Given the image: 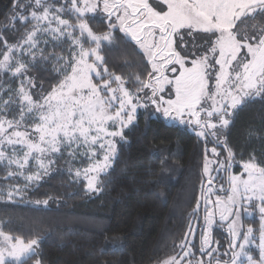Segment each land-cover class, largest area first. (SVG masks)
<instances>
[{"label": "snow or ice", "instance_id": "1", "mask_svg": "<svg viewBox=\"0 0 264 264\" xmlns=\"http://www.w3.org/2000/svg\"><path fill=\"white\" fill-rule=\"evenodd\" d=\"M6 24L20 35L9 43L0 28V169L4 181L23 184L0 189V199L23 198L65 171L69 184L102 193L143 110L191 129L204 145L206 181L189 213L197 218L203 203L198 245L190 223L176 245L182 255L157 264H264V163L250 155L234 174L236 155L224 135L243 107L264 102V0H12ZM118 41L138 50L141 71L110 70L104 53ZM78 158L87 166L74 167ZM62 159L66 169L57 167ZM160 165L156 183H165L167 160ZM49 199L33 203L47 207ZM254 212L258 243L243 224ZM225 225L221 251L213 229ZM105 243L102 251L123 248L120 237ZM39 249V238L0 229V264H44Z\"/></svg>", "mask_w": 264, "mask_h": 264}, {"label": "trees", "instance_id": "2", "mask_svg": "<svg viewBox=\"0 0 264 264\" xmlns=\"http://www.w3.org/2000/svg\"><path fill=\"white\" fill-rule=\"evenodd\" d=\"M11 4L12 0H0V28L9 43L20 35L7 30L6 16ZM102 27V23L94 25L97 30ZM104 54L110 70L117 74L129 76L143 68L138 50L122 41L117 42L115 50L106 49ZM2 82L8 86L6 78ZM44 86H49L46 79ZM11 87L15 88L16 83L12 82ZM224 135L236 155L231 170L234 174L242 171L240 162L250 155L264 163V102L257 100L243 107ZM127 136L130 143L120 149L102 193L86 194L82 183H68L66 171L63 175L55 174L26 193L29 200L51 197L47 207L0 199V229L25 239L39 238L44 264H157L170 255L182 254L176 245L184 238L190 223L197 228L193 242L198 245L203 203L197 218L189 213L200 196L202 181H206L202 175L203 142L191 129L178 124L169 126L162 118L148 119L144 111L138 116V126L128 131ZM218 150L221 158L226 156L223 145ZM164 159L167 160L164 174L170 180L156 183ZM83 164L86 162L77 160L74 167ZM57 165L63 169L68 166L64 159ZM3 175L0 169V186L4 188L21 183L6 182ZM221 182L217 179L216 186ZM243 224L245 229L253 227L258 243L259 214L254 212L243 218ZM114 237L122 238V250L102 251L106 240ZM213 237L220 241L221 251L227 248L226 228L214 226ZM252 247L258 254V249Z\"/></svg>", "mask_w": 264, "mask_h": 264}, {"label": "rangeland", "instance_id": "3", "mask_svg": "<svg viewBox=\"0 0 264 264\" xmlns=\"http://www.w3.org/2000/svg\"><path fill=\"white\" fill-rule=\"evenodd\" d=\"M141 111H143V110H141ZM77 160H80V161L82 160V161H85V162H86V164H83L82 167L87 166V160H85V159H83V158H78ZM57 167H58V165H57ZM46 179H47V178H46ZM46 179H45V180H46ZM16 180H17V181L20 180V181H21V184H23V180H22V179H20V178H16ZM17 183H18V182H17ZM9 186H10V184L7 185V187H9ZM7 187L4 188L3 186H0V189H5V190H6ZM94 194H95V193H93V194H91V195H94ZM4 199L7 200V198H6V193H5V197H4ZM213 199H214V197H213ZM15 200H16V201H21V202H25V203H29V204L35 205V204L33 203L35 200H29V199H27V198H26V194L23 196V198H21L20 196H16V197H14V199H13L12 201H15ZM41 206H43V205H41ZM47 206H48V205H47ZM194 228L197 229L196 226H194ZM224 228L227 229L226 225L224 226ZM253 246H255V245H253ZM39 251H40V249H39ZM180 255H182V254H180ZM177 258H179V256H178Z\"/></svg>", "mask_w": 264, "mask_h": 264}]
</instances>
